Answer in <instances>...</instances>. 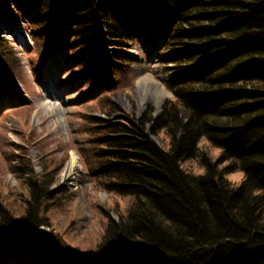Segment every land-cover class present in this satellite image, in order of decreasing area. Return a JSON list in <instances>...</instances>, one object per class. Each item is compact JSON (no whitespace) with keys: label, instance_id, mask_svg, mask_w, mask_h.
I'll use <instances>...</instances> for the list:
<instances>
[{"label":"trees","instance_id":"16d2710c","mask_svg":"<svg viewBox=\"0 0 264 264\" xmlns=\"http://www.w3.org/2000/svg\"><path fill=\"white\" fill-rule=\"evenodd\" d=\"M6 5L41 61L89 63L106 39L121 63V46L155 30L159 55L176 66L166 82L174 96L157 115L149 107L139 118L90 121L80 182L107 191L117 214L92 249L79 245L71 218L57 220L75 202L69 184H58L60 166L46 159L33 175L26 145L20 153L3 133L1 162L18 184L1 186L0 264H264V0H0ZM15 50L0 37V92L24 97ZM111 104L103 110H118ZM0 107L33 109L9 95ZM23 132L30 143L35 133Z\"/></svg>","mask_w":264,"mask_h":264},{"label":"rangeland","instance_id":"374dc122","mask_svg":"<svg viewBox=\"0 0 264 264\" xmlns=\"http://www.w3.org/2000/svg\"><path fill=\"white\" fill-rule=\"evenodd\" d=\"M10 6L6 5L4 10H0V37L9 38L16 46V56L27 74L26 81L19 84V89L26 96L22 97L13 91L4 92L3 95L0 92V99L9 95L21 104L25 100V105H31L33 109L26 115L19 107H14L12 110H9V107H0V138L4 133L13 141L14 148L20 153L22 151L17 149L18 146L26 145L28 157L34 167L33 175L41 174L40 165L46 159H53L57 166H60L58 184H69L75 192V202L73 206L69 205L63 209L66 213H58L57 220L63 224L65 220L70 221L71 218V222L74 221L75 224L72 229L74 237L78 235L84 240L83 243L81 242L82 245H79L89 250L99 242L108 218H117L116 211L109 207L113 199L107 191L95 190L90 181L80 182L83 176L86 177L80 151L85 148V144L88 146L90 143L88 127L90 132L93 128L90 121L99 118L113 122L124 121L130 116L139 118L149 107H152L153 115H157L164 100L174 96L166 86V82L169 77L168 69L176 66V63L168 62L169 59L166 57L161 58L160 50L154 46L155 36H152L156 31L151 30L143 39L128 42L120 47L126 59L121 63H113L114 53L119 51V46L102 39L98 58L105 56L107 63L103 67L104 63L98 61L95 65L98 68L90 71V74L86 72L87 76L90 75L87 79L77 72L75 64L68 63L62 57L54 63L41 61L30 33L26 26L10 13ZM17 29L22 30L20 32L22 39L15 34ZM77 50L79 51V48ZM167 53L170 51L168 50ZM90 62L94 64L92 59ZM112 69L115 70L113 76L108 73V71L113 72ZM73 71L76 75H72ZM94 72L95 79L91 80ZM141 76H148L163 84L168 92L167 95L162 99L155 96L144 99L141 86L138 84ZM113 77L120 78L115 87L106 84ZM111 102L118 106V110L114 113L103 110L111 107ZM23 129L35 133L30 143L26 141L27 134ZM162 136L158 134L152 138L161 142ZM38 139L41 141L39 142ZM71 151L76 152L79 163L73 169L67 166ZM214 151L216 154L219 152V150ZM0 164L3 166L1 158ZM189 165L191 168L194 166L199 168V171L203 169L194 161ZM233 176L238 178L240 174L236 173ZM7 184L16 186L18 183L11 172H6L4 166L1 170L0 166V192H5L1 186Z\"/></svg>","mask_w":264,"mask_h":264},{"label":"bare ground","instance_id":"6f19581e","mask_svg":"<svg viewBox=\"0 0 264 264\" xmlns=\"http://www.w3.org/2000/svg\"><path fill=\"white\" fill-rule=\"evenodd\" d=\"M0 10H4V7H3V9L0 8ZM11 31H13V29ZM20 32H22L21 29L15 30V34L19 38L22 39V37H21L22 33L20 34ZM5 35L8 36V34H5ZM96 55L92 54L90 56V58L94 62V66L93 67H92V65H93L92 62L81 63V64L78 63L77 64V72H79L82 75L86 76L87 79L90 78L89 77L90 75L87 76L86 72H88V74H90V71L98 68V67L95 66V64L99 61L98 56H97V59H96ZM95 76L96 75H95V72H94L93 76L91 77V80H94ZM138 84L141 86V91L143 92L144 99L148 98V96H155L156 98L158 97V98L162 99L168 93L167 90L165 89V87L163 86V84H161L160 82H158L155 79H152V78H150L148 76H145V77L141 76L138 79ZM37 137H38V135H37ZM38 140H39V142L41 141V139H38ZM70 154H71V156H70V159L68 160L67 166H68V168L73 169V168H75V167H77L79 165V163L77 162L78 161V156H77L75 151H71Z\"/></svg>","mask_w":264,"mask_h":264}]
</instances>
